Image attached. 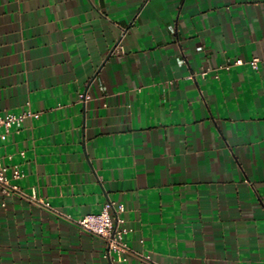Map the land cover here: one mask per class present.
<instances>
[{
	"label": "crops",
	"instance_id": "crops-1",
	"mask_svg": "<svg viewBox=\"0 0 264 264\" xmlns=\"http://www.w3.org/2000/svg\"><path fill=\"white\" fill-rule=\"evenodd\" d=\"M253 58L264 0H0V115H38L0 163L50 207L0 195V264H264ZM108 202L126 261L76 225Z\"/></svg>",
	"mask_w": 264,
	"mask_h": 264
},
{
	"label": "built area",
	"instance_id": "built-area-1",
	"mask_svg": "<svg viewBox=\"0 0 264 264\" xmlns=\"http://www.w3.org/2000/svg\"><path fill=\"white\" fill-rule=\"evenodd\" d=\"M182 63V62H181ZM260 63H264V60L253 58L247 62V64L253 69L257 70ZM244 64L241 59L235 60L232 64L226 65L225 70H228L231 66H240ZM84 96L80 95V100H83ZM37 114L31 112H25L20 115H0V137L5 136L12 127H19L26 118H37ZM6 167L0 163V195L7 197H18L27 199L29 202L45 209H50L49 205L39 198L35 191L31 195L25 194L16 184H13L11 180H19L24 175L15 167L12 171V177L9 179L6 176ZM113 210L115 218L112 219L110 211ZM122 212V206L114 210L111 203H106L102 211L97 215H88L82 219L76 221V225L84 232L98 237L101 239L106 248L107 257L111 254L116 255L122 261H126L128 257L133 253L126 244L124 237L128 233L125 228L119 227L121 220L117 217V213ZM143 264H152L149 257L139 256Z\"/></svg>",
	"mask_w": 264,
	"mask_h": 264
},
{
	"label": "water",
	"instance_id": "water-1",
	"mask_svg": "<svg viewBox=\"0 0 264 264\" xmlns=\"http://www.w3.org/2000/svg\"><path fill=\"white\" fill-rule=\"evenodd\" d=\"M113 50H114V49H112V51H111V52H113Z\"/></svg>",
	"mask_w": 264,
	"mask_h": 264
}]
</instances>
